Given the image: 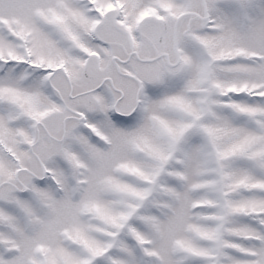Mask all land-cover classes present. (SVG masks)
<instances>
[{"label":"snow or ice","instance_id":"snow-or-ice-1","mask_svg":"<svg viewBox=\"0 0 264 264\" xmlns=\"http://www.w3.org/2000/svg\"><path fill=\"white\" fill-rule=\"evenodd\" d=\"M0 264H264V0H0Z\"/></svg>","mask_w":264,"mask_h":264}]
</instances>
